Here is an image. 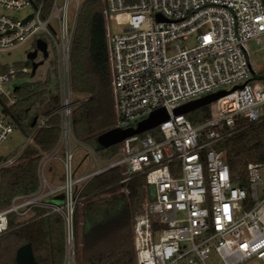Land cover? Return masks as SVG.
Returning a JSON list of instances; mask_svg holds the SVG:
<instances>
[{"label":"built area","instance_id":"built-area-1","mask_svg":"<svg viewBox=\"0 0 264 264\" xmlns=\"http://www.w3.org/2000/svg\"><path fill=\"white\" fill-rule=\"evenodd\" d=\"M0 0V53L48 37L56 56L60 138L40 161L37 191L14 197L0 210V237L48 215H58L63 227L62 264L77 263L75 213L85 198L82 186L106 171L124 167L121 184L144 177L151 188L142 210L132 220L136 264H207L211 253L223 264L250 259L264 264V164H249L248 187L233 185L224 151L218 142L264 122V85L254 80L247 45L264 49L262 0H105L107 55L115 112L114 129L135 128L159 109L168 120L152 131L127 138L119 145L117 160L102 161L96 150L83 146L97 170L78 177L73 132L75 94L72 89L71 50L81 0ZM74 5V25L69 10ZM27 15L17 19L10 12ZM127 26L112 34L109 19ZM189 42H193L190 46ZM33 51V52H34ZM40 52L37 51V56ZM41 54V53H40ZM49 54V53H48ZM42 55V54H41ZM39 57V56H38ZM37 62V61H36ZM0 72V98L9 105L18 99L6 86L29 73V68L5 65ZM196 126L175 111L215 95ZM49 118L40 121L45 127ZM14 127L0 118V145ZM151 132V131H150ZM55 161L63 170L60 185L45 171ZM14 161L0 164V170ZM63 196L62 202L53 200Z\"/></svg>","mask_w":264,"mask_h":264},{"label":"trees","instance_id":"trees-1","mask_svg":"<svg viewBox=\"0 0 264 264\" xmlns=\"http://www.w3.org/2000/svg\"><path fill=\"white\" fill-rule=\"evenodd\" d=\"M33 1L36 5L41 2ZM53 2L46 1L44 15ZM126 2L134 4L137 0ZM104 5L105 0L83 3L71 50L72 89L75 95L87 98L73 109V132L79 142L93 148L99 136L114 129L116 120ZM6 70L7 66L0 64V72ZM37 70L31 75L35 76ZM259 76L264 77V73ZM261 82L264 85V80ZM15 89L18 99L15 104L8 105L0 98L3 113L13 120L14 129L16 126L30 143L18 156V163L0 170V210L8 208L14 197L37 191L38 165L60 138L56 64L46 76ZM45 117L49 118L46 126L39 127ZM35 118L37 124L32 127ZM153 134L159 138L157 132ZM214 147L225 152L224 160L230 168L233 185L248 187L249 164H264V122L237 132ZM112 150L118 153L116 147ZM9 160L0 161V164ZM123 178L124 169L116 168L85 185L83 196L87 197L77 205L75 213L78 264H136L132 220L142 210V203L152 190L146 186L143 176L121 184ZM28 244L33 247L37 264H62L64 246L60 217L48 215L0 237V264H15L18 249Z\"/></svg>","mask_w":264,"mask_h":264},{"label":"rangeland","instance_id":"rangeland-1","mask_svg":"<svg viewBox=\"0 0 264 264\" xmlns=\"http://www.w3.org/2000/svg\"><path fill=\"white\" fill-rule=\"evenodd\" d=\"M83 3L87 0H81ZM74 8L75 6L72 4L69 10V17H70V28H73L74 25ZM29 12H31V9L23 10V12H10L9 15L21 19L23 16L27 15ZM109 29L112 34H119L122 30H124L127 26L126 23H119L115 20V18L109 19ZM48 43V58L44 60V56H42L40 53L38 54V58L36 59L37 62H41L44 60V63L42 66H40L35 74V76L31 75L32 73V60L29 59L28 55L32 53L36 46L35 42H28L24 45L17 47L15 49L5 51L0 53V64L2 66L5 65H12V64H19L23 67L26 66L29 68V76H24L23 78L19 80L13 81L10 85L6 86L5 91L8 92H14V89L16 87H20L25 85L26 82L35 81L39 79L40 77L46 76L47 72L52 70V68L55 67L56 64V56L54 55V49L53 45L48 37L45 35L40 36ZM189 45L192 46L193 42H189ZM247 50L249 51V62L251 70L254 71L256 74L264 73V49H261V45L259 43H256L252 41L247 45ZM74 98V103H75ZM7 101V100H5ZM9 105V104H8ZM76 106V104H75ZM204 112L205 109L199 108L196 111L190 112L187 115L188 120L192 123V125L196 126L197 124H200L204 120ZM0 118L4 121H9L10 123H13V120L10 119L8 115H4L3 108L0 102ZM155 131V130H154ZM154 131L149 132L151 135H154ZM30 143V140L25 139L23 134L20 132L18 128L15 126V130L13 134L7 139L5 143L0 145V161L11 159L15 163H18V156L21 155L22 151L26 148V146ZM116 147L118 152L120 150V145L113 146ZM104 149L102 152H99V156L101 159H105V161H108L110 159L117 160L118 157H116L117 153H114L112 148ZM73 148L77 151L76 158H75V166L78 161H82L86 155V151H83L81 147H79L77 144L73 145ZM15 156V157H14ZM107 159V160H106ZM55 165H58V162L51 161L46 165L45 171L47 173V176L49 179H51L52 176H57L62 173V168L60 169ZM85 168V166H84ZM82 167L80 169L78 177L83 176L86 170H84ZM124 169V167H123ZM261 178L264 182V173H261ZM260 193L264 194V186L259 187ZM207 264H223L222 261L219 260V258L215 255V253H211L209 258L206 260ZM241 264H263L261 260L256 259H250L246 262H243Z\"/></svg>","mask_w":264,"mask_h":264},{"label":"water","instance_id":"water-1","mask_svg":"<svg viewBox=\"0 0 264 264\" xmlns=\"http://www.w3.org/2000/svg\"><path fill=\"white\" fill-rule=\"evenodd\" d=\"M37 51H39L42 56H44V59H47L48 51H47V44L43 41L37 42ZM37 51H34L28 55L29 59L32 60V73H35V71L43 65L44 61L36 62ZM254 80L262 81L264 80L263 76H255ZM237 88L235 87L231 92H225L221 91L216 93L215 95H211L202 99L197 100L196 102H192L189 104H186L182 107H179L175 114H188L190 112L196 111L199 108L205 107L207 105L212 104L217 99L227 96L230 93L235 92ZM168 120V114L166 110L159 109V111L154 112L151 114L147 119L140 121L136 125L135 128H129V129H112L108 132L103 133L101 136H99L96 140V148L95 150L97 152H102L104 149L111 148L113 146L119 145L122 143L123 140L127 138H131L134 136H139L141 134L147 133L152 131L153 129H156L159 127L160 124ZM37 124V118L33 120L32 127H34ZM63 196H59L56 199H54V202H62ZM15 264H37V261L34 256L33 247H31V244L24 245L20 247L17 251L16 258H15Z\"/></svg>","mask_w":264,"mask_h":264},{"label":"crops","instance_id":"crops-1","mask_svg":"<svg viewBox=\"0 0 264 264\" xmlns=\"http://www.w3.org/2000/svg\"><path fill=\"white\" fill-rule=\"evenodd\" d=\"M16 90V89H15ZM76 100H75V104L76 105H79V104H81L83 101H85V100H87V98H86V96H80V95H75V97H74ZM82 144V146H81V149L83 150V151H86V155H85V157H84V159L80 162V161H78L77 163H76V166H75V170H76V172H77V175L79 174L78 172H80V169L83 167L84 168V166H85V168H84V170H86L85 171V173H87V172H91V171H95V170H97V165L95 164V163H93L91 160H90V158H89V156H88V153H87V150H85V149H83V146H88V147H91V148H93L91 145H89V144H86V143H81ZM94 150H95V148H93ZM76 151V150H75ZM76 153H77V151H76ZM76 153H75V158H76ZM99 156V155H98ZM99 158L101 159V157L99 156ZM102 161L104 160L105 161V159H101ZM107 160V159H106ZM74 165H75V163H74ZM56 166V168L58 167L59 169H60V167H61V165L58 163V165H55ZM84 173V174H85ZM83 174V175H84ZM48 179H49V177H48ZM49 181L52 183V184H55V185H60L61 183H62V181H63V171H62V173L60 174V175H57V176H52L51 177V179H49ZM87 184V183H86ZM85 184V185H86ZM85 185H83L82 186V189H83V191H84V187H85ZM84 193V192H83ZM83 193H82V196H83ZM84 198H86L87 196H83Z\"/></svg>","mask_w":264,"mask_h":264}]
</instances>
